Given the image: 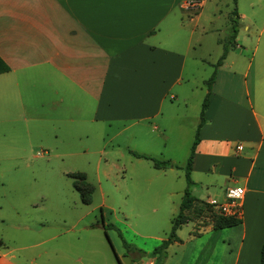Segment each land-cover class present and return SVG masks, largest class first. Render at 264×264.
<instances>
[{
  "label": "crops",
  "instance_id": "crops-1",
  "mask_svg": "<svg viewBox=\"0 0 264 264\" xmlns=\"http://www.w3.org/2000/svg\"><path fill=\"white\" fill-rule=\"evenodd\" d=\"M207 1L0 0V57L9 67L0 72V130H16L19 121L26 132L56 122L110 136L125 131L141 146L151 145L154 136L160 149L169 139L158 152L176 163L175 152L188 154L198 114L190 121L188 144L177 138L182 121L173 131L164 121L171 117V99L188 98L182 73L196 36L205 31L198 24ZM235 9L238 20L246 16L237 0ZM238 46L216 67L189 177L190 192L206 186V202L223 201L227 185L242 186L239 222L212 228L206 216L192 218L195 227L185 235L177 233L181 223L161 264L258 263L264 238V34L250 39L245 62ZM172 245L180 247L173 257L167 250ZM152 247L141 249L147 260L140 264H157L147 254ZM16 260L12 247L0 248V264Z\"/></svg>",
  "mask_w": 264,
  "mask_h": 264
},
{
  "label": "rangeland",
  "instance_id": "rangeland-1",
  "mask_svg": "<svg viewBox=\"0 0 264 264\" xmlns=\"http://www.w3.org/2000/svg\"><path fill=\"white\" fill-rule=\"evenodd\" d=\"M248 1L237 0L246 14L241 20L230 19L232 0H208L202 8L198 25L205 31L200 38L196 36L182 73L187 78L183 86L188 98L185 103L171 99V117L164 121L172 131L182 121L184 132L180 129L177 137L181 142L188 144L193 136L190 121L199 114L205 80L221 53L222 42L230 38L232 20L236 23L233 41L242 44L238 47L244 62L250 55V39L264 34V0L253 5ZM234 49L235 45L228 51ZM54 124L45 122L26 132L24 122L19 121L16 130H0V248L12 247L17 264H117L115 255L121 261L128 253L132 255L129 264L147 260L136 249L156 245L158 237L167 233L169 218L186 185L187 150L175 152L177 167L163 173L150 159L135 157L128 149L162 158L158 151L165 150L169 139L160 149L154 145V136L151 145L141 146L125 131L110 136L112 132L105 134L101 129L90 133ZM77 171L83 172L91 186L88 203L80 201L68 175ZM191 189L198 199L206 197V186ZM188 213L206 220L204 212L188 209ZM108 222L119 232L104 226ZM194 227L195 222L189 220L177 233L185 235ZM42 239L45 241L38 242ZM167 250L173 257L172 250L180 251V247L172 245Z\"/></svg>",
  "mask_w": 264,
  "mask_h": 264
},
{
  "label": "trees",
  "instance_id": "trees-1",
  "mask_svg": "<svg viewBox=\"0 0 264 264\" xmlns=\"http://www.w3.org/2000/svg\"><path fill=\"white\" fill-rule=\"evenodd\" d=\"M233 3L235 4L236 0H232ZM231 14L230 19L233 17L237 18V12L235 9V5H233L231 9ZM236 33V23L234 20L230 23L229 26V35L230 38H226V41L222 42L221 45V53L217 57V59L214 62V67L209 74V76L205 80V86H206V91L204 93V96L202 98V101L200 103V108H199V114H198V122L196 124L195 132L193 139L191 141V144L189 146V151L188 155L186 157V161L183 167V174L185 178L186 185L183 188L182 191V197L178 203L177 210L175 213H173L170 218H169V229L166 233V235L160 239V241L154 245L149 252H147L148 255H154L156 258V263L161 264V261L163 257L165 256V247L168 245L169 242L173 240H178V236L175 233L176 228L183 222L190 220L194 218L191 214L188 213V209H192L197 213L204 212L205 216L211 221V226L212 228H220V227H225V226H230L233 224H236L239 222V219L230 216V215H224L221 214L220 212L217 211V209L210 203L198 199L195 196H193L190 193L189 185L192 183V180L189 177V170H190V162L193 156V151H194V145L197 142L198 136H197V130L198 127L204 122L205 118L203 116L204 109L207 105L208 101V94L210 92V87L211 83L214 79L215 75V70L216 67L221 63L222 59L226 55V52L228 51L229 48H231L234 44L233 37ZM8 65L4 62V60L0 57V72L6 71L8 69ZM128 151L136 157H143V158H148L151 160L152 166L154 168H160V167H177V165L173 162H171L168 159L165 158H156L150 155H147L142 152H137L132 149H128ZM68 175L72 178V184L74 189L78 192L80 201L82 203H88L90 201V193H91V186L87 181H85V176L83 172H69ZM101 216V215H100ZM108 227L116 228V226L112 222L106 223ZM139 252L144 253L143 250L137 248L136 249ZM115 255V254H114ZM115 259L118 264H121L120 260L118 257L115 255ZM257 264H264V238L260 244L259 247V252H258V263Z\"/></svg>",
  "mask_w": 264,
  "mask_h": 264
},
{
  "label": "built area",
  "instance_id": "built-area-1",
  "mask_svg": "<svg viewBox=\"0 0 264 264\" xmlns=\"http://www.w3.org/2000/svg\"><path fill=\"white\" fill-rule=\"evenodd\" d=\"M235 148H239V144L235 145ZM243 187L240 185H227L224 188V200L217 201L213 198L207 200L212 204L218 212L224 215H230L238 218L241 213L240 198L242 197ZM146 264V263H141Z\"/></svg>",
  "mask_w": 264,
  "mask_h": 264
},
{
  "label": "water",
  "instance_id": "water-1",
  "mask_svg": "<svg viewBox=\"0 0 264 264\" xmlns=\"http://www.w3.org/2000/svg\"><path fill=\"white\" fill-rule=\"evenodd\" d=\"M103 226V224H101ZM124 264H128L129 263V256L128 254H125V256H123L122 260H121Z\"/></svg>",
  "mask_w": 264,
  "mask_h": 264
}]
</instances>
